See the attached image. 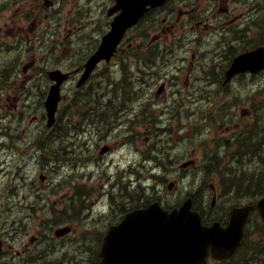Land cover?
Returning <instances> with one entry per match:
<instances>
[{
	"label": "flooded vegetation",
	"instance_id": "flooded-vegetation-1",
	"mask_svg": "<svg viewBox=\"0 0 264 264\" xmlns=\"http://www.w3.org/2000/svg\"><path fill=\"white\" fill-rule=\"evenodd\" d=\"M68 1L0 0V174L4 176L0 201L8 210L6 222L17 225L14 231L0 228V264H75L67 262L72 259L69 249L55 242L62 238L54 237L53 231L47 229H51V224L69 223L72 211L77 212L84 203L87 205L85 180L77 183L68 170L70 155L78 153L79 158H86V143L91 140L96 143L99 157L91 156L98 169L90 174V179L98 184L96 188L101 189L98 194L102 198L100 210L91 202L90 207L95 209L92 213L109 215L107 222L113 226L128 213L149 204L142 203L134 191V166L120 169L121 164L115 165L130 154L108 160L114 146L102 136L95 119L111 127L118 123V116L114 119V115L123 107L119 89L114 87L113 77L108 81L110 84L106 82L110 87L96 78L103 68L110 72L119 57L101 63L90 80L80 86L89 57L87 53L72 55V47L82 41L83 34L110 29L115 15L112 18L109 13L115 1L71 0L73 6L83 10H67ZM84 10L99 14L90 13L85 18ZM131 32L132 40L126 45L130 55L124 60L138 86L133 90L136 94L124 121L128 134L134 130V121L138 123L152 104L160 108L158 98L167 97L161 106L175 102L190 79L207 80L210 84L220 79L225 93H240L245 80L252 81L257 90H264V70L256 74L240 73L227 81L236 60L264 47V0H167L162 6L150 8ZM99 44L93 40L91 47L96 50ZM56 70L66 74L67 80L61 87L56 122L48 128L45 103L54 86L50 73ZM153 79H161L163 83H156L150 98ZM91 84L97 86L90 87ZM73 87L87 101L105 108L86 113L81 107L83 120L71 134L66 129L67 120L63 119L60 126L59 116L64 113L63 93ZM205 89L204 84L194 85L189 94ZM80 102L88 106L83 99ZM32 111L37 113L31 115ZM87 120L89 125L85 123ZM61 127L65 131L63 139L72 143L68 149H58L55 142L47 148L45 140L54 141ZM123 128L120 126L117 132ZM100 141L106 144L98 148ZM159 168V172L177 173L182 171V163L170 160L167 165L160 163ZM56 207L60 209L55 210ZM69 227L73 230L71 224ZM72 260L79 261V257Z\"/></svg>",
	"mask_w": 264,
	"mask_h": 264
},
{
	"label": "rangeland",
	"instance_id": "rangeland-1",
	"mask_svg": "<svg viewBox=\"0 0 264 264\" xmlns=\"http://www.w3.org/2000/svg\"><path fill=\"white\" fill-rule=\"evenodd\" d=\"M94 14L98 15L99 13ZM96 33L97 32L92 33L91 31L90 35H85L80 38L82 41L78 45L72 47L74 55L84 56L88 53L92 40L97 37ZM86 42H89L87 47ZM123 65L128 68V71L125 73L131 74L132 72L128 64L124 62ZM122 75V63L118 61L110 72L103 68L96 78L97 80L103 79L105 81V87H110L106 85V82L110 80V77H114L113 79L116 80L112 83L114 87L119 89L118 96L121 98L120 103L123 104L120 111L114 115L115 117H119L118 123L114 127L95 118L98 126L101 127L100 129L103 132L102 136H104L105 140L110 145L114 146V151L107 156L108 160L111 158L120 159L122 156L130 154L127 159L124 157V159L115 163V165L121 164L122 166L120 169H122L123 166H127L128 168L134 165L140 166V162L150 158L155 151H157L155 154L159 155L156 157V160L160 163L164 160L166 165L170 163V160L172 162L186 163L191 159H195L198 161V166L196 168L192 169V167L189 170L188 168L183 169L184 171L178 170L177 173L163 172L165 173L164 176L159 177L158 183H161L167 194L165 201L173 203L175 201L174 197L184 201L188 194L201 191L208 202L206 206L207 214L213 217L225 218L233 202L227 196L222 197L219 199L218 204L211 208L210 202L213 195L212 187L220 194L225 188H228L230 183H234V178H232V174H230V176L223 175L224 183H221L219 177L221 175L216 176L212 173L213 166L210 163L208 154L215 151L221 161L230 162L231 164L234 162L235 168L239 169L240 172L252 173L253 175H256L258 172L264 173V152H259L261 156L258 157L249 156V154L248 156L245 155L246 151L252 149L254 140H245L243 150L237 151L234 158L233 154L236 152L237 145L235 142L227 143L226 141V139H229L232 135L238 134L242 136V130L250 131L251 137L257 136L255 140L256 143L262 141L264 138V90H257V88L247 80L242 81L244 89L240 93L204 90L198 95H195L196 99L192 98L193 102L190 109H188L187 106L174 107V105L181 104L184 99V96L180 94L178 97H175V102H170L169 104L161 106L159 109H155L156 112H150L144 115L143 118H140L138 124L134 126L133 132L128 134L124 121L127 118V109L131 108V99L135 97L136 92L133 90L136 85L132 80L133 74L128 78H122ZM152 81L154 84L152 83L149 89L150 98L153 96L156 83H163L161 79H153ZM108 83L110 84L111 82ZM95 86L97 85H90V87ZM157 86L159 89L161 84ZM74 87L71 90L68 88L64 91V102L62 105V111L64 113L59 116L60 126H63V119L67 120L66 129L67 132L71 134L75 132V126L78 127L81 120H83L81 118L83 114L81 112L79 113L81 107L86 113H90L91 110L100 112L105 108V106L97 105L95 102L87 101V97L83 96L81 93L77 94L74 91ZM188 87L189 85L186 87V91ZM183 94L186 93L184 92ZM81 99L88 102V106L83 105L80 102ZM127 99L128 101H126ZM157 100L161 103L167 100V97L158 98ZM231 107L232 112H230V116L226 119ZM36 113L37 112L32 111L31 115ZM121 119H123L122 123L119 122ZM154 119L157 120L156 123ZM87 122H85L86 125H89L90 121L87 120ZM120 126L124 128L121 132H117ZM157 127H166V129L163 133L161 129ZM115 128L116 130H114ZM59 132L57 137H60L56 138L54 141L45 140L44 144L47 148L54 146L55 142L59 145L58 149H63L64 147L68 149L71 140L63 139L61 136L62 133H64L62 127ZM116 137H118V139H116ZM98 141L99 138L96 139V142ZM86 144L88 145L86 158H79L78 153L76 156L69 154L70 168L74 165L68 170V173L70 172L71 175L76 173L75 170L80 171L84 168L82 165H79L80 161H82V163H88L91 161V156L97 155L99 157L96 143L91 140ZM105 144L104 141H100L98 148ZM262 149H264L263 142L256 146V151ZM76 151H78V148H76ZM90 167L92 171L96 169L94 165L86 166V168ZM103 167H105V164H102V168ZM206 167H209V170H206ZM239 170H236V172L238 173ZM222 171L227 172L225 169H222ZM86 174L89 173L86 171L83 176H86ZM83 176L79 175L76 178L77 183L83 182ZM236 177H238V174L235 175V178ZM86 178L87 188L85 192L97 193L95 187L98 184L96 181H92L89 177ZM169 186H171V190L168 189ZM247 202L248 200H243L240 204L242 205ZM84 207L85 206L80 207V210L77 209L79 212L73 222L76 232L83 234V238L74 240L77 239V235L74 234L70 240L71 252H77L79 254V261L70 259L67 261L68 263L95 264L96 262L97 255L95 256V249L98 245L97 234L87 232L85 229L83 216ZM62 223L63 222H60V224ZM248 230L250 235L247 239V247L252 253V256L248 258L255 257V259H258L259 263L264 264V242H262L264 226L257 214L251 218ZM254 246L263 247L261 253L256 254L253 252ZM80 248L82 251H80ZM238 258L234 259L232 264H235ZM211 264L226 263L214 261Z\"/></svg>",
	"mask_w": 264,
	"mask_h": 264
},
{
	"label": "water",
	"instance_id": "water-1",
	"mask_svg": "<svg viewBox=\"0 0 264 264\" xmlns=\"http://www.w3.org/2000/svg\"><path fill=\"white\" fill-rule=\"evenodd\" d=\"M116 11L121 14L112 23L111 31L103 38L96 54L86 65V80L96 65L109 61L124 35L144 15L147 6L157 0H117ZM245 69L264 67V48L248 54L236 65ZM58 88L52 89L47 101L49 125L54 122L58 101ZM264 219V198L257 204ZM192 201L181 208L164 212L158 204L130 214L120 225V233L112 229L101 251V264H206L211 250L217 260H226L241 246L244 226L254 206L234 208L228 227L215 223L204 227L198 212H192Z\"/></svg>",
	"mask_w": 264,
	"mask_h": 264
},
{
	"label": "trees",
	"instance_id": "trees-1",
	"mask_svg": "<svg viewBox=\"0 0 264 264\" xmlns=\"http://www.w3.org/2000/svg\"><path fill=\"white\" fill-rule=\"evenodd\" d=\"M254 176V177H253ZM252 178L244 179L241 176L240 183L234 185V189L231 190V187H228V190L225 191V194H229L228 198L233 201H238L247 198V199H257L264 196V173H258L253 175ZM224 182V178L222 180ZM240 264H242L240 262Z\"/></svg>",
	"mask_w": 264,
	"mask_h": 264
},
{
	"label": "bare ground",
	"instance_id": "bare-ground-1",
	"mask_svg": "<svg viewBox=\"0 0 264 264\" xmlns=\"http://www.w3.org/2000/svg\"><path fill=\"white\" fill-rule=\"evenodd\" d=\"M183 69V68H182ZM226 70V69H225ZM216 72V71H215ZM221 73V72H220ZM213 74H215L214 72H213ZM223 75V74H222ZM220 77V76H219ZM213 78V77H212ZM105 88V87H104ZM224 91V90H223ZM227 96V95H226ZM133 102V101H132ZM100 103V102H99ZM110 103V102H109ZM133 104V103H132ZM111 106V105H110ZM126 108V107H125ZM113 109V108H112ZM114 110V109H113ZM116 113V112H115ZM105 115V114H104ZM108 115V114H107ZM113 116V115H112ZM119 118V117H118ZM92 119V118H91ZM113 119V118H112ZM114 119H115V116H114ZM95 121V120H94ZM105 121V120H104ZM112 122V121H111ZM88 123V122H87ZM100 124V123H99ZM92 126V125H91ZM101 128V127H100ZM116 129V128H115ZM114 129V130H115ZM33 131V130H32ZM72 131V130H71ZM71 131H69V132H71ZM65 132V131H64ZM74 132V131H73ZM59 133H61V132H59ZM67 133V132H66ZM106 133V132H105ZM57 134V133H56ZM55 134V135H56ZM63 134V133H62ZM73 134V133H72ZM58 135V134H57ZM38 136V135H37ZM69 136V135H68ZM58 137H60V136H58ZM66 137V136H65ZM71 137V136H70ZM75 137V136H74ZM57 138V137H56ZM67 138V137H66ZM78 138V137H77ZM77 138H75V139H77ZM68 139H70V138H68ZM104 139V138H103ZM82 140V139H81ZM72 143V142H71ZM34 146V145H33ZM32 146V147H33ZM37 148V147H36ZM39 148V147H38ZM43 148V147H42ZM29 149V148H28ZM44 149V148H43ZM38 150V149H37ZM39 150H41V149H39ZM74 166V165H73ZM247 169V168H246ZM102 173H99V175H101ZM20 234V233H19ZM46 239V238H45ZM44 241V240H43Z\"/></svg>",
	"mask_w": 264,
	"mask_h": 264
}]
</instances>
